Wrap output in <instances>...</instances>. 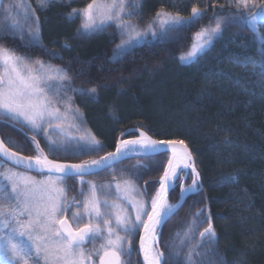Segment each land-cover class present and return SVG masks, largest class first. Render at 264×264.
<instances>
[{
	"label": "trees",
	"instance_id": "obj_1",
	"mask_svg": "<svg viewBox=\"0 0 264 264\" xmlns=\"http://www.w3.org/2000/svg\"><path fill=\"white\" fill-rule=\"evenodd\" d=\"M28 1L41 24L39 41L29 44L25 36L3 33L0 46L27 61L64 69L71 78V86L79 91L81 104L71 105L83 120L81 128L101 145L82 159L112 150L119 133L128 128H139L158 141L182 140L190 150L199 173V190L185 199L160 230L159 249L166 259L180 243L177 233L183 236L195 220L190 242L194 244L211 219L218 240L201 249L207 253L205 264H220L221 258L224 264H264V78L250 64L244 68L235 62L247 57L260 60L262 53L243 21L228 22L237 9L229 7L227 0H142L137 14L126 18L129 23L147 24L157 12L186 18L193 6L204 15L169 32L166 39L149 38L128 50H118L121 30L115 23L86 35L74 31L79 19L73 9L78 14L91 0H48L46 8L38 7L37 0ZM217 17L227 18L222 34L195 60L181 61L193 35L214 26ZM93 87L96 92L89 93ZM0 137L23 145L13 151L35 155L30 142L14 127L0 125ZM61 154L53 158L76 159ZM167 158L159 154L120 164L128 167L140 161L148 167L139 169L141 174L135 169L120 170L127 180L147 182L152 198ZM190 181L189 174L186 184ZM179 185L180 179L168 197L170 204L180 198ZM197 212H202L198 218ZM189 247L185 244L181 255L174 258L183 261Z\"/></svg>",
	"mask_w": 264,
	"mask_h": 264
},
{
	"label": "snow or ice",
	"instance_id": "obj_2",
	"mask_svg": "<svg viewBox=\"0 0 264 264\" xmlns=\"http://www.w3.org/2000/svg\"><path fill=\"white\" fill-rule=\"evenodd\" d=\"M229 7L237 9L234 19L229 23L243 21L249 30L256 36L261 47V59L257 60L247 57L241 62H235L247 68L250 64L252 69L261 78H264V0H227ZM37 6L48 7V0H37ZM142 6V0H91L86 7L79 10L82 17V34H91L103 30L111 22H115L121 35H128V40L122 41L117 47L126 49L132 45L133 40L145 38L148 31H151L153 39H166L169 32L179 30L183 26L195 23L204 13L200 8L193 6L192 14L189 17L172 15L167 12H157L155 20L145 30H139L134 24L129 23L124 17L131 18L137 14V9ZM13 5L8 4L3 8L4 13H9ZM223 7V6H222ZM77 10L73 9V14ZM34 15V10L26 9L24 13V24L19 21L13 24L4 23L0 25V33L15 34L22 31L23 27L29 28V44L38 42L39 20L36 19L35 27L29 24ZM8 19V16H5ZM227 18L217 17L214 26L203 27L195 34L191 51L182 55L180 60L188 62L210 47L213 40L223 32V22ZM158 22V25H157ZM158 27V30H156ZM23 39V35L20 37ZM38 67H32L23 56L16 55L12 50L0 46V125L8 121L12 126H19V130L31 131L32 144L35 155L22 156L12 148H22L23 145L15 141L0 139V163L10 161L17 168L25 167L27 171H35L45 178L36 180L23 172L6 168L0 172V264H95L94 256H99V264H131L132 237L143 225L146 234L157 235L164 223L175 214L184 202L185 192L199 190L197 180L199 173L196 171L191 160V153L184 146L179 160L175 147L172 148L173 155L168 160V166L160 177V187L151 200V212L147 211L145 203L127 200L135 212V220L126 214L122 204H109L108 201L98 198L96 185L89 187L91 196L83 202V215L77 211L72 214L71 220L79 224L84 216L88 217V223L83 227L73 228L69 220L64 217L73 204L79 207L76 197L70 200L65 198L66 187L58 186L71 176L83 177L94 169L113 167L120 159L127 158L131 153H138L143 156H152L161 153L164 145L174 146L184 141H157L151 139L144 132L140 138L130 141H121L117 144L115 153H109L99 160L84 161L80 164H62L50 160L44 150L40 148L37 136L41 131L47 136L48 130L44 127L47 124L51 127L54 121H61L60 109L56 104L62 103L68 92V87L63 83L71 78L64 69L53 68L40 61H35ZM72 91H77L72 89ZM82 91V90H81ZM89 93H95L96 88L88 89ZM71 100V97H68ZM71 104L66 105V110L71 111ZM78 111V109H77ZM74 139V138H73ZM73 139L66 140L63 144H57L48 138V154H55L58 149L65 152L73 145ZM142 145L137 149L135 145ZM131 146V147H130ZM100 142L90 133L81 136L75 141V151L91 149L100 150ZM183 163L184 169L192 168V185L185 188L181 184V197L176 204L167 202V193L173 190L180 173L176 171V164ZM134 167H141L136 165ZM46 174V175H45ZM186 174V173H185ZM230 179H235L230 178ZM124 192H132L134 185L129 180L124 182ZM81 184H84L81 179ZM110 188L111 185H104ZM117 193L121 191L120 185L116 186ZM83 194V189L81 193ZM118 200L125 199L117 196ZM108 210V211H105ZM147 215V220L144 216ZM202 212L196 213V218ZM114 221V223H113ZM196 222L190 224L183 236L177 233L180 239L179 245L173 247V254L166 259L163 251H155L154 247L145 246V236L140 238V252L143 254L144 264H205L203 257L207 254L202 252L205 245L214 246L218 240L217 233L211 222L199 233L200 239L194 244L192 233L195 231ZM102 240L99 248L87 252L83 245L87 242ZM127 242V247L125 246ZM185 244H190L183 261L179 257ZM220 264H224L223 258Z\"/></svg>",
	"mask_w": 264,
	"mask_h": 264
},
{
	"label": "rangeland",
	"instance_id": "obj_3",
	"mask_svg": "<svg viewBox=\"0 0 264 264\" xmlns=\"http://www.w3.org/2000/svg\"><path fill=\"white\" fill-rule=\"evenodd\" d=\"M51 1H54L56 3H59V2L64 1V0H49V2H51ZM6 2H4V0H3L2 5H1L0 15L2 16V19H1L0 25H3L4 23L13 24V23H15L17 21H19V23L23 25L24 24V13H25V10L26 9L32 10V7H31L29 1L28 0H7ZM8 4L13 5V7L10 9V12L6 14V13H4L3 8H4L5 5H8ZM6 15L8 16V19L7 20L5 19V16ZM75 15H77V17L79 19V23H78L77 26H75L74 31L79 32V33H82V28H81V25H82V17H81V15H79V12H78V14H75ZM75 15H72V16H75ZM126 18L127 17H124L125 20H127ZM32 19H34L36 21V18L34 16L32 17ZM154 20H155V17L151 21H149V23L153 22ZM35 21L30 20L29 21V24L32 27H35V23H36ZM113 23H115V22H111L110 24H113ZM149 23L147 22V24L145 23L143 25H136V26L138 27L139 30H145V29H147V26L149 25ZM157 25H158V22H157ZM39 27H41V24H39ZM156 30H158V27H157ZM200 30H198V32ZM0 34L3 35V33H0ZM39 34H40V28H39ZM195 34L193 35L192 42L189 45L188 49L185 51V53L181 54L180 57L182 55H186L189 51H191L192 46H193V43H194ZM8 35H11V36H19V37H21V35H23V37L25 36L28 39V41H29V38H30L29 37V28H28V26L23 27L22 31L18 30V31L15 32V34L8 33ZM128 38L129 37L126 34L125 35H121V31H120V41H119L118 45H120L122 43V41L128 40ZM149 38H152L151 31H148L147 32V35L145 36V38L139 39V40H133L132 45L130 47H127L126 49H119L117 47V49L118 50H128L132 46L139 45V44H141V43H143L145 41L148 42L149 41L148 40ZM195 59H193V60H195ZM193 60H191V61H193ZM35 61L36 60L32 59V61H27V62L32 67H38V65L35 64ZM188 62H190V61H188ZM44 65H45V70L47 69L48 66H51V65H48V64H45V63H44ZM51 67L55 68L54 66H51ZM63 83L68 87L67 95L65 96L63 93H61V97L63 98V102L62 103H58V104L55 105V107H58L60 109L61 121H54L52 123L51 127H49L47 124H45L44 127L48 130L47 136L45 135V132L44 131H41L39 133L40 140L38 142H39V144L41 146L42 143H44V142L47 143L48 138H51V140L55 141L57 144H63L66 140H69V139H73L74 138L73 139V145H72L71 148H69L70 151H71V153L72 152H78L79 154H83V153L86 154V155L92 154L95 151L94 150H91V149H85L83 151H74L75 150V141L76 140H79L81 136H85V134L86 133H89V132L88 131H84V129L81 128V120L82 119H81L79 113L73 107H71V111H67L66 110V105L69 104V103L70 104H79V103L81 104V102L79 101V91H78V89L77 88H74V86H71L70 82H68V81H64ZM72 89H76L77 91H72ZM69 96L71 97V100L70 101L68 100V97ZM82 123H83V120H82ZM2 125H6V126L8 125L10 127H14L8 121H5ZM15 128H19V126H15ZM24 132L27 133L29 136L33 135V133L31 131H28L26 129H25ZM91 136H93V135H91ZM28 138L29 137H27V139ZM28 141L31 143V145H32V147L34 149V145L32 144V140L31 139H28ZM12 167L13 166L10 167V165H8V166H2L1 163H0V172H3L6 168H12ZM12 169L14 171L23 172L26 175H30V176L34 177L36 180H42V179L45 178L44 176H34V175H31L28 172L26 173V171L18 170V169H15V168H12ZM178 173H180L178 179H180L179 194L181 196V184H183V186L185 188H187L188 186L192 185L193 175L190 172V170H188V172L186 170H179ZM181 173H183V174L181 175ZM189 174L191 176V181H190L189 184H186V179H187V177H188ZM159 178H158V180H159ZM81 179H83V178H77L76 179V183H77L78 186L81 185L80 184L81 183ZM125 180H127V179H121L118 182L112 181V180H108L107 183H106V185H111V187L110 188H105V190L106 189L107 190H106V193H103L102 194L103 197H102L100 191H98L97 194H98V198L99 199L102 197L101 200L103 201V200L106 199L109 204H113L110 200L107 199L108 197L110 198L109 191H114V193L117 194V196L119 195L121 197H124L125 199H122V200H118L117 197H113L114 199H116L115 200L116 202L114 201V203L122 204V206L126 209V214L132 218V216L134 214V213L131 214V212L133 211L132 205L130 203H127V200L128 199H131L133 201H136L135 200L136 197H138V198L140 197L141 198V194H140L141 192L139 191L140 190L139 189V186H137L136 184H133L135 187H134V190L132 192H124L123 189H124L125 185H124L123 182ZM83 181H84V179H83ZM129 181H131V180H129ZM117 184H119L120 185V188H121V191L119 193H117V189H116ZM157 184H158V181H157ZM58 186L66 187V184L63 181L62 184H60ZM68 194H69V192H67L66 194H64L66 199L69 197V196H67ZM152 198H149L150 201L152 200ZM83 208H84V206H83ZM105 211H108V210H105ZM84 219H86L88 221V217L87 216H84ZM99 240L100 239H97L96 241L98 242ZM96 241L95 242H91L90 241V242H87V243L89 245H92V244H95ZM102 242L103 241L100 240L99 243H102ZM86 244H84V245H86ZM85 248L86 247H84V249ZM158 251H160L159 244H158ZM98 257L99 256H94V258H93L95 260V264H98Z\"/></svg>",
	"mask_w": 264,
	"mask_h": 264
},
{
	"label": "bare ground",
	"instance_id": "obj_4",
	"mask_svg": "<svg viewBox=\"0 0 264 264\" xmlns=\"http://www.w3.org/2000/svg\"><path fill=\"white\" fill-rule=\"evenodd\" d=\"M79 33V32H78ZM80 34H82V33H80ZM83 35H86V34H83ZM14 129H16L17 131H19L23 136H24V138H26L27 139V137H29L28 139H31L32 140V136H29L27 133H25V132H21L20 130H19V128H15L14 127ZM130 129H137V130H140V131H142V132H144L143 130H141V129H139V128H128V129H125V130H123V131H121L120 133H119V135L117 136V138H116V141H115V144H114V147H113V149L112 150H110V151H108V152H106V153H104V154H102V155H100V156H97V157H94V158H87V159H82V157H84V156H86V154H79L78 152H72L71 153V151H70V149L67 151V152H65V151H63V150H61V149H58L57 151H56V153L57 152H60V153H62L61 155H63V156H66V157H68V158H70V157H72V156H76V159H55V158H53L54 156H56L55 154H47L46 152H45V150L46 151H48L47 150V143H43V146L44 147H42V145L40 146V148L41 149H43L44 150V154L45 155H48V158L50 159V160H54V161H56V162H60V163H68V164H80V163H82V162H84V161H92V160H97V159H99V158H101V157H103V156H105L106 154H108V153H111V152H114L115 151V149H116V145L118 144V142H119V137L121 136V135H123L126 131H128V130H130ZM145 133V132H144ZM132 135H137V134H135V133H128V134H125L123 137H122V139L120 140V142L121 141H127L128 140V137H130V136H132ZM0 139H2L1 137H0ZM27 139V140H28ZM31 144V143H30ZM137 149H139V148H141L140 146H135ZM75 151V150H74ZM131 154H138V153H131ZM159 154H166V153H159ZM159 154H156V155H159ZM22 155V154H21ZM156 155H152V156H144V157H137V158H129V159H124V160H121V161H119L118 163H116V164H114V166L113 167H110V168H113V169H110V168H105V169H103V170H100V171H98V172H95V173H92V174H89V175H86V176H83V177H80V176H73V177H68V178H66L65 180H64V183H66V189H67V191L65 192V194L67 193V192H69V194L67 195V196H69L67 199H71L72 197H76L77 198V201L78 202H81V203H83L84 201H85V199L86 198H88V197H90L91 196V193H90V191H89V187H90V185H92V184H94V185H96V188H97V192L98 191H100V193H101V195L103 194V193H106V190H105V188L104 187H102V186H104V185H106V181H108V180H110V178H108V177H111L112 179H115V181H119V180H116L117 178H118V176L119 175H116V174H110L112 171H114V168H117V169H121L120 168V166H118V165H120V164H122L123 162H125L126 160H130V159H144V158H151V157H154V156H156ZM22 156H26V155H22ZM168 156V155H167ZM82 160H81V159ZM168 159V158H167ZM7 164V163H6ZM143 164V163H142ZM8 165V164H7ZM11 167V166H10ZM12 168H15V167H12ZM126 168V167H125ZM15 169H18V170H22V171H26V170H23V169H19V168H15ZM120 171V170H119ZM29 173V174H31V175H34V176H41L40 174H36V173H32V172H29V171H26V173ZM106 173H109L108 175V177H107V175H106ZM162 173H163V171H162ZM162 175V174H161ZM161 177V176H160ZM77 178H83L84 179V184L82 185L81 183V185L80 186H78L77 185V183H76V179ZM123 178L124 179H127V177L126 176H123ZM71 187V190L68 188V187ZM147 187V186H146ZM81 189H83V194H80L81 192H79V193H77L78 191H81ZM102 197H103V195H102ZM101 197V198H102ZM100 198V199H101ZM180 200V198L177 200V202ZM185 201V200H184ZM112 202V201H111ZM116 202V201H115ZM169 202V201H168ZM176 202V203H177ZM112 203H114V201L112 202ZM176 203H174V204H176ZM184 203V202H183ZM64 217L66 218V216L64 215ZM151 247H154L155 248V236H152V239H151ZM155 251H157L156 250V248H155Z\"/></svg>",
	"mask_w": 264,
	"mask_h": 264
},
{
	"label": "flooded vegetation",
	"instance_id": "obj_5",
	"mask_svg": "<svg viewBox=\"0 0 264 264\" xmlns=\"http://www.w3.org/2000/svg\"><path fill=\"white\" fill-rule=\"evenodd\" d=\"M137 137V135H132L130 137H128V140L131 139V138H135ZM136 165H141V167H134ZM120 166L121 169H127V170H132V169H135V170H138V173H142V169H146L148 168L146 165L142 164V162H137L135 163L134 165L132 166H128L125 168V166H121V165H118ZM110 169H113V168H110ZM142 171H140V170ZM120 169H117V168H114V171H112L110 174H116V175H119L118 177L120 178H123V170H120ZM109 173H106L107 177L109 176L108 175ZM110 178V180L112 181H115V179H112L111 177H108ZM124 179V178H123ZM118 182V181H116ZM107 183V181H106ZM132 184H136L137 186H139V191L141 192V198L139 197H136V201H139L141 203H145L146 207H147V211L150 212V209H151V201H150V196H149V188L146 187L148 186V183L147 182H139V183H135L133 181H131ZM66 184V183H65ZM70 190H71V187L69 186L68 187ZM157 190H158V187H157ZM156 190V192H157ZM81 191H78L77 193H79ZM110 193V198L108 197L107 199L110 200V201H115L116 199H114L113 197H117V194L114 193V191H109ZM156 194V193H155ZM84 204L79 202V207L76 206V204H73V206L71 207V209L65 213L64 215L66 216V219L69 220V223L72 224L73 228H76V227H83L84 224L88 223V221L86 219L82 220L79 224H75L72 222L71 220V217H72V214L73 212H77L79 211L82 215H83V211H84V208H83ZM132 210V209H131ZM130 211V210H129ZM134 213V214H133ZM131 214H133L132 216V220H135V212L132 211ZM147 219V215H145L144 217V220ZM114 223V222H113ZM142 230H143V225L141 224L140 228L137 230L136 234L132 237V247L134 248V251L132 252V256H131V264H144V261L142 259V254L140 252V238H141V233H142ZM100 240L95 244H92V245H89L88 243L86 245H84L83 247H86L85 250L90 252L92 251L94 248H99L100 244L99 243ZM125 246L127 247V242H125ZM156 250L158 251L157 247L155 246ZM98 264H99V257H98Z\"/></svg>",
	"mask_w": 264,
	"mask_h": 264
},
{
	"label": "water",
	"instance_id": "obj_6",
	"mask_svg": "<svg viewBox=\"0 0 264 264\" xmlns=\"http://www.w3.org/2000/svg\"><path fill=\"white\" fill-rule=\"evenodd\" d=\"M2 2H3V0H0V10H1V5H2ZM142 131H140V130H137V129H130V130H128V131H126L123 135H121L120 137H119V142H118V144L119 143H121L120 142V140L122 139V137L125 135V134H128V133H135V134H137V137H135V138H131V139H129V140H127V141H130V140H136V139H139L140 138V133H141ZM146 134V133H145ZM147 135V134H146ZM148 136V135H147ZM150 137V136H149ZM151 139H153V138H151ZM153 140H155V139H153ZM158 141V140H157ZM135 146H140V147H142V145H140V144H137V145H135ZM184 146H186L185 144L184 145H181V144H179V143H177V144H175L174 146H170V145H164L163 146V150L161 151V153H166L167 155H168V159H167V162H166V164H165V166H164V169L168 166V160H169V158L173 155V152H172V148L173 147H175V150H176V153H177V160H179V158H180V156L182 155V153H183V150H184ZM131 147V146H130ZM187 147V146H186ZM116 149H117V145H116ZM116 149H115V151L114 152H111V153H115L116 152ZM187 150L190 152V150L188 149V147H187ZM191 153V152H190ZM109 154V153H108ZM108 154H106L105 156H107ZM105 156H103V157H105ZM137 157H144L143 155H140V154H129L128 156H127V158H123V159H120L119 161H121V160H124V159H129V158H137ZM100 159V158H99ZM99 159H97V160H99ZM119 161H117L116 163H118ZM5 163H7L8 165H10V166H13V167H15V168H17L15 165H13L10 161H8V162H5ZM57 163H60V162H57ZM115 163V164H116ZM188 163H194L195 164V161H194V158H193V156L191 155V160L190 161H188ZM62 164H68V163H62ZM19 169H23V170H26V168L25 167H19ZM105 169V168H104ZM164 169H163V173H164ZM100 170H103V169H94V170H92L89 174H92V173H95V172H98V171H100ZM179 170H186L187 172H188V170H190V172L192 173V168L191 167H188L187 169H184V165H183V163H177L176 164V171L178 172ZM27 171V170H26ZM32 173H36V174H38L37 172H35V171H31ZM163 173H162V175H163ZM89 174H86V175H89ZM46 175V174H45ZM86 175H84V176H86ZM161 175V176H162ZM71 177H73V176H71ZM159 181H160V178H159V180H158V189H159V187H160V183H159ZM197 183H199V179L197 180ZM158 191V190H157ZM171 191L172 190H170L168 193H167V196H166V198H167V202H168V197H169V195H170V193H171ZM195 192V191H194ZM194 192H185L184 193V197H185V199L191 194V193H194ZM184 199V200H185ZM177 211V210H176ZM175 211V212H176ZM150 212H151V209H150ZM147 220V219H146ZM159 234H160V232L157 234V235H152V234H146L145 232H144V229L142 230V233H141V236H145V241H144V243H145V246L146 247H151V239H152V236H155V246L157 247V249H158V238H159ZM141 242V241H140ZM142 254V253H141ZM142 259H143V254H142Z\"/></svg>",
	"mask_w": 264,
	"mask_h": 264
}]
</instances>
